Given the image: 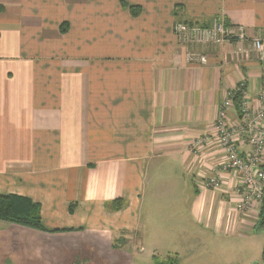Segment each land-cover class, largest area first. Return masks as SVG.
I'll list each match as a JSON object with an SVG mask.
<instances>
[{
    "label": "crops",
    "instance_id": "crops-1",
    "mask_svg": "<svg viewBox=\"0 0 264 264\" xmlns=\"http://www.w3.org/2000/svg\"><path fill=\"white\" fill-rule=\"evenodd\" d=\"M217 16L264 37V0H0V196L39 205L45 230L0 221V264H135L152 237L159 260L264 236L216 141L192 152L229 91L244 84L253 111L264 97L248 42L197 53L173 33Z\"/></svg>",
    "mask_w": 264,
    "mask_h": 264
},
{
    "label": "built area",
    "instance_id": "built-area-1",
    "mask_svg": "<svg viewBox=\"0 0 264 264\" xmlns=\"http://www.w3.org/2000/svg\"><path fill=\"white\" fill-rule=\"evenodd\" d=\"M173 31L179 41H188L194 46L206 43L221 45L225 42L245 44L249 41L255 58L264 62V37L256 36L249 40L243 28L228 24L223 17H214L208 27H189L176 23ZM188 60L201 64L206 62L204 57L197 54H190ZM237 95L240 96V122L237 126H231L228 116ZM247 98L244 84L229 91L215 123V134L197 138L192 146V152L196 153L210 141H216L225 158L219 170L223 173H235L239 177L236 193L239 196L238 211L243 213L260 206L264 199V97L260 96L255 111L249 107ZM240 143L247 144L250 148L245 155L240 152ZM204 184L206 188H220V181L216 177ZM262 263L264 264V259Z\"/></svg>",
    "mask_w": 264,
    "mask_h": 264
},
{
    "label": "rangeland",
    "instance_id": "rangeland-1",
    "mask_svg": "<svg viewBox=\"0 0 264 264\" xmlns=\"http://www.w3.org/2000/svg\"><path fill=\"white\" fill-rule=\"evenodd\" d=\"M176 23H182L189 27H208V25L210 24V22L209 24H204V23L195 24V23H188V22L175 20V22L173 23L172 30ZM248 39L250 40V38ZM179 42L186 46H189L193 52H197V53H199L200 49L202 48H205L207 46H212L210 43L191 46V44H189L188 41H185V42L179 41ZM248 43L250 42L248 41ZM198 47H200L199 50L196 49ZM191 54H194V53H191ZM252 55L255 58L254 53H252ZM262 169L264 170V164L262 166ZM262 203L263 201L261 202L260 207ZM239 214H241V211L239 212ZM158 215H160V211H157L155 214V216H158ZM143 216H144V212L142 211V217ZM149 223H150V220L147 221L145 224L148 225ZM153 223H154V219H152V224ZM256 233H262V235H264V228L257 229ZM152 236H154V231H153ZM151 239L149 238V242H152ZM201 241L202 242L200 244L193 245L191 249V252L193 254L180 253L178 255L174 254L171 256V255H168L165 251L157 249L155 257L159 259L158 260L159 262L167 261L168 258H173L176 260V264H250V262L257 260V259L259 261L262 259L263 261L264 236H253L248 241H243L240 243L235 242V241L226 242L225 245H221L223 247L222 250L218 249L220 245L217 243H220V242H216V244H211L209 243L210 241L208 242L204 240H201ZM149 242L146 243V247H145V249L148 251L145 250V252L137 254V257L135 258L137 259V261L135 260V264H154V258H152V253H149L152 250L151 249L152 245H150ZM262 261H261V264H263Z\"/></svg>",
    "mask_w": 264,
    "mask_h": 264
},
{
    "label": "trees",
    "instance_id": "trees-1",
    "mask_svg": "<svg viewBox=\"0 0 264 264\" xmlns=\"http://www.w3.org/2000/svg\"><path fill=\"white\" fill-rule=\"evenodd\" d=\"M132 16H137L139 14V9L137 7H131L130 9ZM240 96L234 100V105L239 113ZM118 203H121L117 201ZM113 203V207L117 208L116 203ZM120 205L118 208H121ZM117 208V209H118ZM0 221L9 224H14L23 228H28L36 231L44 232L43 226L41 224L40 218V207L37 204L31 203L29 200L16 197V196H0ZM257 228H264V199L260 207L258 214ZM263 259H264V249H263ZM154 264H176V260L173 258H168L167 261H158L154 258Z\"/></svg>",
    "mask_w": 264,
    "mask_h": 264
}]
</instances>
